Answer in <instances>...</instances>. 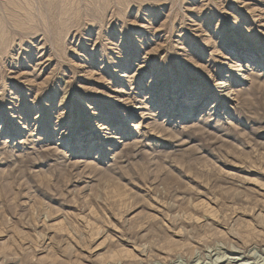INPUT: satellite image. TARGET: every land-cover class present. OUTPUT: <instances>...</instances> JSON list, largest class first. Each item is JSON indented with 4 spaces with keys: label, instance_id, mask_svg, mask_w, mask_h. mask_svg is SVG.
Here are the masks:
<instances>
[{
    "label": "rangeland",
    "instance_id": "374dc122",
    "mask_svg": "<svg viewBox=\"0 0 264 264\" xmlns=\"http://www.w3.org/2000/svg\"><path fill=\"white\" fill-rule=\"evenodd\" d=\"M0 264H264V0H0Z\"/></svg>",
    "mask_w": 264,
    "mask_h": 264
},
{
    "label": "bare ground",
    "instance_id": "6f19581e",
    "mask_svg": "<svg viewBox=\"0 0 264 264\" xmlns=\"http://www.w3.org/2000/svg\"><path fill=\"white\" fill-rule=\"evenodd\" d=\"M225 82H218V85H222L223 84V86H225V84H224ZM82 129V128H81Z\"/></svg>",
    "mask_w": 264,
    "mask_h": 264
}]
</instances>
